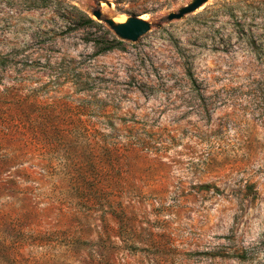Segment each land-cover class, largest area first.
<instances>
[{
  "label": "rangeland",
  "instance_id": "374dc122",
  "mask_svg": "<svg viewBox=\"0 0 264 264\" xmlns=\"http://www.w3.org/2000/svg\"><path fill=\"white\" fill-rule=\"evenodd\" d=\"M5 1L0 264H264V0Z\"/></svg>",
  "mask_w": 264,
  "mask_h": 264
},
{
  "label": "water",
  "instance_id": "95a60500",
  "mask_svg": "<svg viewBox=\"0 0 264 264\" xmlns=\"http://www.w3.org/2000/svg\"><path fill=\"white\" fill-rule=\"evenodd\" d=\"M207 0H191L184 6L180 7L177 12H170L168 19L181 18L186 13L192 12L202 5ZM94 15L99 18L100 13L96 11ZM105 22L113 30L114 34L121 39L135 41L140 35L144 34L149 29V24L137 17L128 16L124 22L115 23L112 18L105 19Z\"/></svg>",
  "mask_w": 264,
  "mask_h": 264
},
{
  "label": "trees",
  "instance_id": "16d2710c",
  "mask_svg": "<svg viewBox=\"0 0 264 264\" xmlns=\"http://www.w3.org/2000/svg\"><path fill=\"white\" fill-rule=\"evenodd\" d=\"M115 2V4L117 6H122V4L124 3L125 0H113ZM8 3V1H5V0H0V4L5 6L6 4ZM36 6V4H28L27 7H30V8H34ZM71 9H74L76 10L75 6H69ZM78 11V10H77ZM134 12H136L137 14L140 13V12H144L145 11V8L144 7H140V8H137L135 10H133ZM81 12V11H79ZM81 14L83 15V18L88 22V23H91V24H97L98 25V22H95L92 18H90L88 15L84 14L81 12ZM61 18L67 22V23H70V16H69V13L68 12H65L63 11V13L61 14Z\"/></svg>",
  "mask_w": 264,
  "mask_h": 264
},
{
  "label": "bare ground",
  "instance_id": "6f19581e",
  "mask_svg": "<svg viewBox=\"0 0 264 264\" xmlns=\"http://www.w3.org/2000/svg\"><path fill=\"white\" fill-rule=\"evenodd\" d=\"M145 16V15H144ZM143 15L141 16L142 18H145ZM112 20L115 22V23H120V22H124L126 20V17L124 15H120V16H114V17H111Z\"/></svg>",
  "mask_w": 264,
  "mask_h": 264
}]
</instances>
